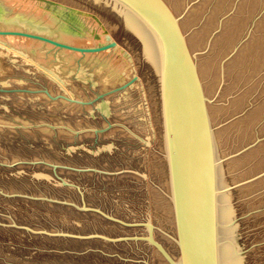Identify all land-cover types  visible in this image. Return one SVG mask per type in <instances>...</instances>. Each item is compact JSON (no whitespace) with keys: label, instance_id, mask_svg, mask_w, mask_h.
<instances>
[{"label":"rangeland","instance_id":"rangeland-1","mask_svg":"<svg viewBox=\"0 0 264 264\" xmlns=\"http://www.w3.org/2000/svg\"><path fill=\"white\" fill-rule=\"evenodd\" d=\"M31 2L35 3L33 8L18 1L13 4L0 0V26H23L25 31L55 39L73 37L78 42L85 41L84 45L104 44L102 37L93 40V35L101 36V30L105 29L117 41V50L105 53L102 65H106V70L101 66L96 71L98 92L119 85L131 71L138 73L141 84L135 87L143 89L135 88L130 96L110 97L111 115L107 116L113 124L117 122L143 136L149 145L140 153L144 156L140 161L132 160L139 149H132L129 154L124 145L113 155L115 161L111 163L99 155L81 157L75 145L78 140L75 133L104 126L105 122L90 119L91 115L76 105L62 99L51 101L44 94L43 89L52 95L66 94L40 70L24 63L28 58L34 65L40 62L30 56L42 55L46 47L39 52L31 48L30 52L0 38V47H3L0 48V89L7 90L0 91V264H168L149 244L135 240V243L108 244L106 241L50 238L12 227L16 224L47 232L110 238L146 235V228H121L102 220L98 214L80 213L68 206L78 207L76 188L82 197V206L91 205L124 220L143 218L151 222L158 242L173 259L178 257L172 238L159 83L155 72L145 62L139 43L125 29L117 10L105 0ZM165 2L181 18V28L191 53L196 55L199 77L210 101L208 112L216 154L221 162V179L228 195L235 252L240 264H264V0ZM65 11L74 16L79 36L65 32ZM18 51L29 57L17 58ZM9 59L24 66L15 67ZM71 63L72 60L65 63L57 54L49 67L68 81L65 66ZM75 66L70 70H75ZM113 69L118 71V80L109 77ZM105 79H109L107 83ZM70 81L67 90L71 88L74 96H80L81 86ZM142 108L140 118L144 120L146 113V124L139 123L136 117L137 110ZM89 136L88 132L83 134L85 139ZM102 138L125 143L131 140L121 128L103 134ZM121 165L126 170L129 165L146 170L142 193L141 184L134 179L139 178L133 174L107 178L81 176L76 171L82 167L119 169ZM52 167L56 168L55 175L62 178L53 177ZM78 185L84 189L86 202Z\"/></svg>","mask_w":264,"mask_h":264},{"label":"water","instance_id":"water-1","mask_svg":"<svg viewBox=\"0 0 264 264\" xmlns=\"http://www.w3.org/2000/svg\"><path fill=\"white\" fill-rule=\"evenodd\" d=\"M114 1L146 24L160 46L161 113L179 262L174 261L162 245L153 242L151 235L146 241L157 249L168 264H218L216 150L207 110L208 101L194 57L178 19L163 0ZM55 177L59 180V177ZM97 213L107 220L126 225L103 212ZM12 227L30 235L50 238L99 239L113 244L138 240L126 236L108 238L96 234L47 232L16 224ZM148 228L150 234L153 226L149 225Z\"/></svg>","mask_w":264,"mask_h":264},{"label":"bare ground","instance_id":"bare-ground-1","mask_svg":"<svg viewBox=\"0 0 264 264\" xmlns=\"http://www.w3.org/2000/svg\"><path fill=\"white\" fill-rule=\"evenodd\" d=\"M8 1L10 3H13V4L16 1H18V2L23 3V6H27V7L30 6L31 8H33L34 4H35V3L32 4L31 0H30V2H29V0H8ZM163 1L165 2V0H163ZM105 2L111 3L113 9L117 10L119 15L121 16V21H122L125 29L129 33H131V35L139 43V45L141 47L142 56H143L145 62L150 66V68H152V70L155 72V74L157 76L158 83H159L158 88H159V97H160L161 96V94H160V62H161V56H160V46H159V43H158L155 35L149 30V28L146 26V24H144L134 13H132L127 8L123 7L118 2H116L114 0H105ZM175 17L178 19L179 25L181 27V24H180L181 23L180 22L181 18L176 16V15H175ZM181 30H182V28H181ZM182 32H183V30H182ZM101 33H102L101 36L96 35V37H93L94 38L93 40H97L98 38L102 37L105 40L104 44L94 43L93 45H88V43H87L86 45H84L85 41L78 42V40L77 39L75 40L73 37H64V38L55 39V38L47 37L46 34L32 33L29 30L25 31L23 29V26H20L18 28H15V27L6 28V27H1L0 26V38H2L3 40H6L7 42H9V43H11V44H13V45H15L17 47L20 46L19 49H22V50L26 49L27 51H30V52L33 51L32 49H34L35 51L39 52L42 47H46V49L44 50V53L42 54L43 56L42 55H37V56H33V57L30 56L31 58H35V59L40 60V62L36 63L35 65L33 63L29 62V59H30V58H28L29 56H27L24 53H21V52L18 51V52H16L17 53L16 56H17V58H20V57L26 58V59L28 58L24 62V63H28V65H26V66L33 67L34 69L36 68V70H38V71L40 70V72H42L43 75L47 76L51 81L55 82L58 86H60L62 88L63 91L66 92V94L65 93L64 94L61 93V94L52 95V94H50L51 92H49V90L43 89L42 91L44 92V94L51 101L52 100H57V99H62L63 101L67 102V104L76 105L77 107H79V108L81 107V109H85V110L88 109L90 112H92L94 109H96L106 119L107 115L109 113L108 100L110 99V97H105V98L103 97V98H101L102 100H100L99 102L97 100H95L91 104L90 102H92V100L86 102L88 100L87 98H86L87 99L86 100L85 98H82L81 96H74V94L71 92L72 91L71 88H70V91L67 90L68 87H69L68 84L71 82L70 80L75 81L76 79H78L80 81V83L82 84V87L85 88V89L88 88L89 86L91 88L92 86L94 87L96 84H98L96 82V79L98 78L97 77L98 75L96 74V71H99V67H101V66L103 67V70L104 69L106 70V68H107V67L105 68L106 65L105 66L102 65L103 62H104V58L106 57L105 53H110V52H112L114 50H117V47H118L117 43L115 41H113L112 37L107 33V31L105 29H102ZM183 35L185 37L187 46L189 48L187 38H186L184 33H183ZM71 38H73V39H71ZM58 45H60V46H58ZM189 50H190V48H189ZM57 54H59L60 57L62 56L65 59V63H68L71 60L73 61V63H71L68 66L65 64L66 65L65 66L66 67V71H65L64 75L66 76L65 78L68 81H65V79L62 78V76L57 75L56 72L49 67L50 63H52L53 61L56 60ZM191 54L194 57L195 64L197 66L196 55L193 54V53H191ZM9 60H10L9 63L12 64L15 67H20L21 68V67L24 66V65L20 64L19 62H17V60H15V59H9ZM118 62H119V60H118ZM118 62H117V65H118ZM120 62H121V60H120ZM114 64H115V59H114L113 65ZM74 65H76L74 67L75 70L71 71L70 67H72ZM116 66L114 67L115 69H116ZM108 68H111V66H108ZM196 68H197V71H199L198 70V66ZM113 70H111V71H113ZM116 70H114L112 73H110L109 77L112 78V79L118 80V78L116 76V75H118V73H117L118 71H116ZM109 71H110V69H109ZM198 75H199V73H198ZM109 79H105L106 80L105 82L107 83V80H109ZM119 80H120V78H119ZM35 83L36 82H34V84ZM85 83L86 84L89 83V85L86 86ZM113 85H114V82H113ZM129 85H131V84H128V86ZM128 86H127V88H128ZM132 86H133V84L131 85V88H132ZM12 90H14V89H12ZM12 90H10V91H12ZM0 91L4 92V91H7V90H4V89L1 88ZM67 92H69V94H72V95H68ZM129 92H130V88L126 89L122 93H118V95L121 94V95H124V97H125V96H128ZM99 93H101V92H98L96 94H99ZM141 93H144V92L141 91ZM42 97H44V96H42ZM205 97L207 98L206 95H205ZM207 101H208V103H210L208 98H207ZM61 103H63V102L61 101ZM208 103H207V110L209 108L208 107ZM78 105H81V106H78ZM87 105H91V106L88 107ZM160 111H162L161 97H160ZM88 115L93 116V113H91V114L88 113ZM105 121L108 122V120H105ZM161 126H162V133H163L162 134V137H163L162 140H163V148H164V157H165V160H166L167 174H168L167 188H168L169 202H170V207H171V216H172V222H173L172 223L173 224V229H172V231H173L172 232V236L173 237L172 238L176 242V235H175V228H174V221H173V204H172L173 201H172V192H171V184H170V177H169V169H168V164H167V150H166V143H165V134H164V129H163L162 113H161ZM68 130L71 131V132H74L71 129H68ZM86 130H88V129H86ZM126 130H127V128H126ZM130 131H132V130H130ZM128 134H129V132H128ZM133 134L136 135V137L139 136V135H137L135 133H133ZM213 138H214V134H213ZM142 140H144V139H142ZM137 141H138V139H137ZM144 143L147 145L149 142H148V140L145 139ZM214 144H215V138H214ZM215 150H216V146H215ZM216 165H217V167H216V176H217V206H216V217H217L216 218L217 219V263L218 264H240L239 257L237 255V253L235 252L236 251L235 250V246L233 245V242H232V226L229 225L231 213H230V209L228 208V203H227V198H228L227 196L228 195L226 194L227 190L224 188V185L222 183V179H221V175H222V173H221V162H220L217 154H216ZM82 207H83V209H86V211L88 209L89 210L92 209L90 207L87 208L86 206H82ZM92 210H96V213L97 212H102L99 209H94L93 208ZM107 216H109V215H107ZM109 217H112V216H109ZM112 218H114V217H112ZM150 224L151 223H149V222H147L145 224V226L147 228L146 235H144V236H132V237H135L137 239H141V240L145 241L147 243V245L149 244V246H151L156 251L157 249L154 246H152L149 242L146 241V240H148V238L151 235L153 242L155 241V242L159 243L158 240L155 238V235H154V232H155L154 228L155 227L153 228V230L149 234L148 226ZM108 238H110V237H108ZM135 241H137V240H135ZM160 245H162V244H160ZM175 247H176V249L178 251L177 244H175ZM163 248H164V246H163ZM156 253H157V251H156ZM174 261L179 262V255H178V257H176V259H174Z\"/></svg>","mask_w":264,"mask_h":264},{"label":"flooded vegetation","instance_id":"flooded-vegetation-1","mask_svg":"<svg viewBox=\"0 0 264 264\" xmlns=\"http://www.w3.org/2000/svg\"><path fill=\"white\" fill-rule=\"evenodd\" d=\"M63 25L65 26V32H69L71 34H74L75 36H79L80 35V30L78 28V24H77L74 16L72 14H70L69 12H67V11L63 12ZM93 37H96V34H94ZM113 41H115V40H113ZM115 42L117 43V41H115ZM124 81H123L124 83L122 82L123 85L120 83L119 84L120 86L117 85L114 88H111V89H109L107 91H103V92H101L99 94H96V93H98L99 84H96L94 87L92 86L91 88L89 86L88 88L85 89V88L82 87V84L80 83V81L78 79L75 80V82L81 86L80 87L81 88V95L80 96L82 98H85V99L87 98L88 100L86 99L87 100L86 102L92 100V102H90L91 104L95 100H97L99 102L100 100H102L101 98H103V97L104 98L105 97H112L113 95H116L118 93H122L126 89H129V88H130V92L128 93V96L132 95V92H133V90L135 88H138L140 90L143 89L141 87H135V86H138V85L140 86V83H141V79L139 78L137 72H134V74H133L132 71H131L130 74H129V76L124 78ZM128 84H131V85L133 84L132 88H131V85L128 86ZM87 85H89V83H87L86 86ZM127 86H128V88H127ZM78 106H81V105H78ZM87 106L89 107L91 105H87ZM82 111H84L87 115L89 113V111H86L85 109H82ZM137 111H138V113H137ZM137 111H136V113H137L136 114L137 115L136 117H139V119H138L139 121L138 122L139 123L140 122H143V123L146 124V121H147L146 120V116H147V114L145 113L144 114V117H143V118H145L144 119L145 121L140 118L141 117V113L144 111L143 108L142 109H138ZM110 112H112V110ZM110 115H111V113H109L108 116H110ZM108 116L105 119V117L103 115H101L96 109H94L93 110V116H90V119H93V120H102V121L105 122V125L104 126H96V127L92 128L91 130L88 129L89 131L82 129V130L78 131L79 133L76 132V135H77V139L78 140H77V142H76L75 145L77 146V149L80 151V156L81 157L89 156L91 158H94V157H96V155H99L100 158H105L108 162L111 163V161H113V162L115 161L113 155H115L117 152L120 151V146L121 145H124L126 147L125 149H127V151L129 152V154H130V152H131L132 149H139L138 155H135V157L132 158V160H135V161L136 160H139L140 161L144 157L140 153H142L143 151H145L147 149V147H148V145H146L144 143V140L145 139L142 138L143 136H141L140 134H137L139 136L136 137V135H134L128 129V127H126L124 125H121L122 127L120 126V124L119 125L118 124H114L113 125V123L108 119ZM104 119L105 120H108V122H106ZM115 128H121L122 130H124V132H127L128 131L129 132V135H130L129 137H130L131 140L130 141H127L125 143V142H122V141H119V140H111L110 141V140H104L102 138V135L103 134L107 133V131L109 132L111 130H114ZM126 128H127V130H126ZM85 132L90 133V136H89L88 139L83 138V134ZM137 139H138V141H137ZM142 139H144V140H142ZM100 148H101V150H100ZM85 149H88L89 152H88V150H85ZM122 152L124 153V151H122ZM54 167L57 168V166H55V165H54ZM54 167H52L53 177H55V172H56V168H54ZM127 168H128V170H126V167H124L122 165H121V168H119V169H115L112 166H110L108 169H107V167L106 168H101V169L96 168V167H87V168L82 167V168L76 169V171L81 176H83L85 174H89L92 177H94V176H106L107 178H118L120 176L121 177H124V175H129V174L131 175V174H133L134 176H137L139 178V179H137L136 177H134V179L137 180L141 184V189H139V190L142 193V190H143L142 186L144 185V180L146 179V173H147L146 170L142 166H140V167L137 168V167H131L129 165ZM54 169H55V172H54ZM142 174H144V175H142ZM59 177L62 178L61 176H59ZM128 177H131V176H128ZM131 178H133V177H131ZM63 187H66V186H63ZM79 187L81 188V190L83 192L84 201L86 202L84 189L81 186H79ZM155 188L159 189L158 187H155ZM76 193L78 194V197H79L78 207H76V208L75 207H72V206H70V207L73 208V209H75V210H77L80 213L91 214L93 216L97 215L98 213H96L93 210H87L86 211V210L83 209L82 202H81V200H82L81 198L82 197L80 196L79 191L76 190ZM86 205H87V203H86ZM87 207L97 208V207H94V206H91V205H87ZM98 209H100V208H98ZM100 210L102 212L106 213V214H109V213L103 211L102 209H100ZM97 217H99V216H97ZM113 217H115V216H113ZM115 218H117L118 220L122 221L126 225H121L118 222L110 221V220H107V219L101 217L102 220H105V221H107L109 223H112L114 225H117V226H119L121 228H125V229H138V230L145 229L146 228L145 224L148 222V221H146L143 218L142 219H138V220H124V219H121V218H118V217H115ZM149 223H151V222H149ZM151 226H153V224ZM154 227L155 226H153V228ZM125 236L130 237L132 235H124V236H120V237H125ZM95 240L96 241H102V242H104L103 240H99V239H89V240H80V241H95ZM137 241H138V243H145L146 244V242L143 241V240H141V239H138ZM132 242L135 243V241H133V240L127 241V243H132ZM105 243H108V242H105ZM119 243H126V242H119ZM108 244H113V243H108Z\"/></svg>","mask_w":264,"mask_h":264}]
</instances>
